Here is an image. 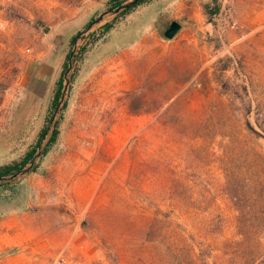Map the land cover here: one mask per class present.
Instances as JSON below:
<instances>
[{
  "label": "rangeland",
  "instance_id": "obj_1",
  "mask_svg": "<svg viewBox=\"0 0 264 264\" xmlns=\"http://www.w3.org/2000/svg\"><path fill=\"white\" fill-rule=\"evenodd\" d=\"M108 1L0 0V165L51 131ZM56 119L34 171L0 181V264H264V0L106 16Z\"/></svg>",
  "mask_w": 264,
  "mask_h": 264
},
{
  "label": "water",
  "instance_id": "obj_2",
  "mask_svg": "<svg viewBox=\"0 0 264 264\" xmlns=\"http://www.w3.org/2000/svg\"><path fill=\"white\" fill-rule=\"evenodd\" d=\"M139 1L140 0H129V1L124 2L121 5L117 6V7L108 8V9L104 10L103 12H101L97 18H95L94 20L89 22V20L94 16V14L100 8L105 6V3H103V2H94V3L87 5V10L79 18L72 21L70 28L68 27V32L74 31V30H79L81 27H83L85 24H87V22H89V23L84 29L79 31L75 37V41L73 43V47H72V50H71L70 55H69L68 68H67L66 73H65L66 83H65V87H64V91L62 93V96L58 102L57 109H56L54 116H53V121L51 123L52 129L43 138L41 144L38 147V151L36 152V154H35V156L31 162L27 166L21 168L20 170L14 172V173H11L8 175H0V181H12V180L20 179L23 176H25L26 174H28L29 172L34 171V168L38 164V161H39L40 157L42 156L44 149H45L46 145L48 144V142L50 141L52 133L58 124V120L57 119L55 120V118H56L57 114H59L61 112V110L64 106V103H65V97L67 95V91H68V89L70 87V83H71V74L73 71V64H74V60H75V56H76V51L78 48V40L85 33H87L90 29H92L94 25L100 23L106 16L116 15V14L130 8V7H133ZM181 27H182V25L179 21L173 20L168 25L166 30L164 31V36L166 38H170V39L173 38L177 34V32L181 29ZM63 34H65V33L63 32Z\"/></svg>",
  "mask_w": 264,
  "mask_h": 264
},
{
  "label": "trees",
  "instance_id": "obj_3",
  "mask_svg": "<svg viewBox=\"0 0 264 264\" xmlns=\"http://www.w3.org/2000/svg\"><path fill=\"white\" fill-rule=\"evenodd\" d=\"M125 1L126 0H109L108 2H109V5L114 8V7H117L121 4H123ZM145 1L146 0H140L136 5L120 12L119 14L129 13L130 11L133 10V8H135L137 5H140L141 3L145 2ZM218 11H219V7H217L216 9H213L211 11V14H216ZM112 28H113L112 23H106L104 26V33L103 34H106ZM75 37L76 36L73 37L72 43H74ZM99 38H97V40ZM93 41H95V40H93ZM62 81L63 80L61 77L59 79V81L57 82V87H56V90H55V93H54V96H53V99L51 102V108L55 107L58 100H59V97L61 94V88H62ZM47 133H48L47 129L42 128L38 134V137H37L35 143L28 148V150L25 152L24 156L20 160H15V161L10 162V163L1 164L0 165V175H8V174L14 173V172L20 170L21 168H23L29 161H32L36 152L38 151L39 145L41 144L43 138L46 136ZM57 134H58V131L56 129V131L53 134V136L51 137L47 147L44 149L45 152H47V150L55 143V141L57 140ZM1 183H3V182H1ZM2 185H5V184H2Z\"/></svg>",
  "mask_w": 264,
  "mask_h": 264
},
{
  "label": "built area",
  "instance_id": "obj_4",
  "mask_svg": "<svg viewBox=\"0 0 264 264\" xmlns=\"http://www.w3.org/2000/svg\"><path fill=\"white\" fill-rule=\"evenodd\" d=\"M49 264H82V261L61 253L57 255Z\"/></svg>",
  "mask_w": 264,
  "mask_h": 264
}]
</instances>
